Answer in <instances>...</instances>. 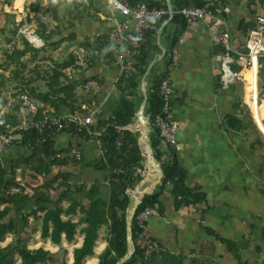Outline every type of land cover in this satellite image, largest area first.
<instances>
[{"label":"crops","instance_id":"obj_1","mask_svg":"<svg viewBox=\"0 0 264 264\" xmlns=\"http://www.w3.org/2000/svg\"><path fill=\"white\" fill-rule=\"evenodd\" d=\"M164 2L168 13L167 0ZM172 2L170 0L173 10ZM218 7L229 10L222 12L217 8L223 21L218 30L228 31L232 48L230 54L235 57L236 51L244 50L247 31L254 25L255 16H264V0H222ZM171 18L168 14L157 34L145 32L141 43L149 58L147 85L149 78L156 75L165 74L169 77L174 90L172 111L178 121L173 150L178 165L185 173V186L193 191L204 192L205 201L176 207L170 186L166 185L159 196V212L147 219L144 234L174 253L208 259L215 264H238L225 244L217 239L216 235H219L242 245L243 261L264 264V61L257 72L258 110L255 121L249 102L253 85L252 71L235 65L234 69L240 72V78L224 88L220 81L222 47L215 42L217 32L210 30V20L206 18L183 25L171 23ZM124 20L125 17L109 7L105 0H0V32L24 24L35 32L43 31L44 37L47 34L55 35L57 38L49 41L62 39L59 44L69 43L67 54L72 52L76 60L83 49L80 47L81 41L87 39L92 42L97 34L106 36L114 33ZM131 27L132 21H129L123 36L129 34ZM70 34H73L74 39L65 40ZM122 48L124 44L110 43L107 50L115 57ZM106 53L103 51L101 57ZM173 55L176 59L169 67ZM85 66L77 63L65 70L81 72L80 79L88 80L82 88L91 89L93 96L86 105H98V116L107 118L117 102L114 83L120 75L119 68L108 58L94 66ZM0 110L4 111L1 105ZM62 112L70 113L67 110ZM229 116L237 119L234 125L238 128L229 126ZM89 130V133L82 131L77 136L68 131L55 136V151L63 150L75 142L82 161L53 165L49 175H37V180H32L35 183L32 184L33 188L25 185L32 179V171L25 162L31 150L21 145L20 137L16 143L0 152V162L9 171L11 165L19 161L15 181L25 185L28 194H32L35 189L40 190L43 182L63 172L68 173L67 182L72 185L71 190L73 185L84 184L88 188L92 183H98L99 196L107 198L105 172L92 164L101 155L102 131L98 130L96 122ZM162 155L166 157V154ZM59 181L40 190L48 197L44 203L47 208L58 206L56 200L62 190L58 186ZM68 205L69 201L59 204L63 209ZM36 206L35 202L28 201L11 207L5 220H19L22 213L28 214ZM79 206L73 213H63L61 218L76 222L82 216ZM42 215V211H37L27 216L24 228L28 238L27 248L48 251L53 255V261L47 264H57L55 257L65 250V262L72 264V250L82 244V224L76 228L70 243L62 235L61 243L56 245L40 235ZM106 237L107 230L102 226L93 247V255L85 257L82 264H97V256L107 244ZM12 238L13 235L7 233L0 239V247L9 244ZM255 244L259 250H255ZM14 264H19V259Z\"/></svg>","mask_w":264,"mask_h":264},{"label":"trees","instance_id":"obj_2","mask_svg":"<svg viewBox=\"0 0 264 264\" xmlns=\"http://www.w3.org/2000/svg\"><path fill=\"white\" fill-rule=\"evenodd\" d=\"M131 5L138 2H144L150 7H162L166 9L164 0L162 2L156 0H126ZM206 4V0H173V15L171 23L183 24L184 18L176 11L182 7L194 6L201 7ZM217 10L218 5H215ZM168 18L166 12L163 17L156 22V29L151 31L157 34L161 23ZM13 34L16 33V27L12 29ZM45 46L56 47L62 39L57 41H49L50 35L44 36V32H40ZM74 39L73 34H70L67 39ZM49 41V42H48ZM11 41L8 40V43ZM48 42V43H47ZM174 43V41H173ZM21 47L10 46L2 50V60H0V93L5 87L6 82H14V88L22 89L40 104L38 116L41 113L62 114V111L73 112L80 109L77 106L76 88L88 81L87 79H69L66 78L63 71L70 67L76 66V58L72 52L68 53V59L55 65L48 71L40 73L37 69H32V75L25 77L23 71L29 72L22 58L27 53H32L33 57L38 49L33 48L29 42L22 37ZM110 43L104 35L99 36L90 42L84 39L80 43L83 49H95L96 54L90 56L85 61L86 66L96 65L98 62H103L107 58L113 62V55L108 51ZM44 46V47H45ZM103 51L107 53L101 57ZM148 56L143 47H140L139 54L134 59V72L131 75L120 73L114 83V90L117 94V102L111 110L107 118L98 116L96 127L102 131L100 136L101 155L96 160L93 166L105 172V181L108 185V196L103 198L99 196V184L92 183L88 188L84 185L68 184V173L58 172L50 181L43 182L41 189H46L53 182L60 179L58 186L62 190L56 200L58 206L54 208L45 207L44 203L48 201L46 193L40 190H34L32 194H28L27 188H33L31 183L19 185L15 181V170L18 168L19 161L11 165L9 171L0 162V239L7 233L13 235L12 241L5 247H0V264H14L19 258V264H47L53 261V255L42 248L29 249L27 248V234L24 230L28 214H35L37 211H42L40 235L42 238H48L52 244L59 245L61 236L70 243L74 239L76 228L82 224L80 232L83 234V240L80 247L72 250V264H82L87 256L93 255V247L98 238L99 229L104 226L107 230L106 246L104 250L97 256V264H116L129 252L126 239V224L125 212L129 204V196L126 193L128 189H134L142 179V175L137 172V169L143 170V158L137 144L138 132H131L128 129H123L127 124H131L135 120V113L142 101V96L139 90L140 79L146 71L148 65ZM9 75H5L4 71L8 70ZM165 74H159L149 78L147 85V100L144 109V115L149 123L150 146L153 151V156L160 163V168L163 173L161 182L156 186L150 195H146L131 220V238L134 244L133 253L122 264H215L210 260H202L196 256H187L182 253H174L160 244L157 240L145 237L143 230L138 227L136 215L147 206L158 204L159 212V196L166 185L170 186L171 195L174 197L176 207L180 205L197 204L205 201V194L201 191H193L185 186V173L178 165L175 152L169 149V153L163 158L160 151V139L156 129L153 127L154 118L161 113V99L158 95V84ZM42 80L46 87L45 91L40 90L36 86H30L33 82ZM4 99L0 97V105ZM90 103V101H89ZM16 106L8 111L3 117L10 123H15L17 120ZM237 119L229 116L227 122L230 127L238 128L234 125ZM62 131H68L71 135L76 134L75 126L67 124L62 130L56 131L54 128H45L42 132L31 130L25 132L20 137V143L31 150V155L27 163L32 171V178L37 180V175L45 177L51 172L53 165L69 164V160L51 161L48 158L49 154L55 152L53 142L55 136ZM82 132V131H81ZM81 132H77L80 135ZM83 133L87 134L86 130ZM17 142V141H16ZM15 142V143H16ZM14 144V143H13ZM44 155V157L42 156ZM69 161V162H68ZM72 163H81L79 160H71ZM24 162V161H23ZM71 163V164H72ZM145 168V161H144ZM13 188H16L14 190ZM33 201L37 206L30 210V213H22L19 220H5L11 207H17L25 202ZM62 201H69L66 209L59 206ZM83 202H85L83 204ZM80 205V206H79ZM10 206V207H9ZM76 206H79L82 216L73 222L70 219H62L63 213H73ZM263 235V231H262ZM264 236V235H263ZM217 239L225 244L227 251L233 255V258L238 264H248L242 260L241 250L242 245L237 242L224 239L216 235ZM155 242L156 248H149L148 243ZM255 250H259V246L255 244ZM62 264H66L64 261Z\"/></svg>","mask_w":264,"mask_h":264},{"label":"built area","instance_id":"obj_3","mask_svg":"<svg viewBox=\"0 0 264 264\" xmlns=\"http://www.w3.org/2000/svg\"><path fill=\"white\" fill-rule=\"evenodd\" d=\"M222 0H206V4L201 7L187 6L182 7L176 12L180 14L186 23H193L197 20H210V30L216 31L215 42L222 47L220 55V81L221 85L226 88L240 78V72L234 69L235 65L247 67L252 71V89L249 93V102L251 112L256 121L258 90L256 86L257 72L264 61V16L256 15L254 25L247 31L244 50L236 51L235 57L231 56L232 48L229 43V33L226 29L218 30L223 23L219 17L215 5ZM105 2L114 11H117L125 17V20L120 24V28L114 33H108L105 37L109 43L114 45L124 44V48L116 52L113 58V63L118 66L120 73L131 75L134 72V59L139 54L141 43L145 32L156 29V22L159 21L167 12L162 7H150L144 2H138L131 5L126 0H105ZM222 12H229L226 7L219 8ZM129 21H132V27L129 34L123 36V30L128 27ZM23 31H26L27 41L33 48H41L44 43L41 38L34 33L28 26L22 25ZM29 36L34 37V40L29 39ZM101 36L97 34L96 37ZM96 54L95 49H81L77 56V62L80 65L85 64V61L90 56ZM176 57H171L173 65ZM170 69V68H169ZM158 95L161 99V113L153 120V127L156 129L160 139V151L164 154L169 153V149H173L175 143V135L178 127V121L175 119L172 111V99L174 90L170 83L169 77L165 75L160 79L158 84ZM4 101L0 110V152L7 146L12 145L17 141V138L25 132L35 130L42 132L45 128H54L56 131L62 130L67 124L75 126L76 134L86 130L90 132V127L95 124L100 113V108L96 104L82 105L79 110H75L68 114H51L41 113L38 116L40 104L36 102L25 90L7 87L5 91ZM13 106H16L17 120L15 123H10L4 119V115L10 111ZM147 119V118H146ZM257 123V122H256ZM44 157V155H42ZM81 152L75 142H71L68 147L63 150L55 151L48 155L51 161L63 160H79ZM164 157V156H163ZM43 176V175H42ZM158 214V204L145 207L136 215L138 227L145 231V222L147 219ZM145 235V234H144ZM145 237H148L145 235ZM148 247L156 248L155 242H149Z\"/></svg>","mask_w":264,"mask_h":264},{"label":"rangeland","instance_id":"obj_4","mask_svg":"<svg viewBox=\"0 0 264 264\" xmlns=\"http://www.w3.org/2000/svg\"><path fill=\"white\" fill-rule=\"evenodd\" d=\"M13 28H9L7 31L0 32V60H2V50L4 48H7L9 51L11 50L10 46H16V47H21V38L24 37L26 39V31H23L24 28L22 25L16 26V33L13 34L12 32ZM31 29V28H30ZM32 30V29H31ZM34 33L38 36H41L40 32H35ZM31 40H34V37L29 36ZM57 38L55 35H50L49 39L53 40ZM8 40L11 42L8 43ZM56 41V40H54ZM30 44V43H29ZM69 43L67 42H61L58 44L56 47H51V46H43L41 48H35L38 49V52L35 53V56L33 57L32 53H27L22 60L25 62L27 69L29 72L23 71V75L25 77H28L32 75L31 71L32 69H37L40 73L43 71H48L50 70L55 63L62 62L64 60L68 59V54H67V46ZM31 45V44H30ZM32 46V45H31ZM11 68H8V70L4 71L5 75H9V71ZM64 75L66 78H72V79H80L81 77V72L75 70V69H69L63 71ZM84 84V83H83ZM79 85V87L76 88V94H77V106L81 104H87L88 101H90L93 96H92V90L91 89H85L82 88V85ZM15 83L14 82H6L5 83V88L7 87H14ZM30 86H36L40 90L45 91L46 87L44 85V82L42 80H37L33 82ZM4 89H2V92L0 93V97H4ZM3 93V94H2ZM37 102V101H36ZM91 102V101H90ZM89 103V102H88ZM138 132V131H136ZM157 163L160 166V163L157 161ZM137 172H139L142 177L147 173V169L144 168V161H143V170L137 169ZM33 178L30 180L29 183L35 184L34 181L32 182ZM147 186L146 183L140 186L139 189H143ZM136 187V186H135ZM133 189H128L129 193H131ZM15 259H19L17 256H15ZM57 264H62V262H65L66 256H65V250L59 254V256L55 257ZM66 263V262H65Z\"/></svg>","mask_w":264,"mask_h":264},{"label":"water","instance_id":"obj_5","mask_svg":"<svg viewBox=\"0 0 264 264\" xmlns=\"http://www.w3.org/2000/svg\"><path fill=\"white\" fill-rule=\"evenodd\" d=\"M167 6H168V14L170 17H172L173 10L170 5V0H167ZM148 69L149 67L146 69V71L144 72L143 76L140 79L139 90L142 96V101L138 107V110L135 113V120L133 123L127 124L126 126H124L123 129H128L131 132H136L132 130L131 127L132 125L138 126L139 136L137 138V144L140 150V154L143 158V161H145L146 155H148L151 158L152 162L157 164L158 175L155 176L154 179L151 181H149L147 177H144V176L142 177V179L139 181L136 187L132 190L135 194V197H136L135 199L132 198L129 191H126L129 196V204L125 212V224H126V230H127L126 239H127V245L129 247V252L127 253V255L121 258L116 264H122L133 253L134 244L131 238V228H130L131 220L135 214L136 209L138 208V206L140 205L144 197L146 195H150L154 191V189L161 182V179L163 177L162 170L153 156V151L150 146L149 123L144 115V109H145L146 100H147ZM144 149H146V151H144ZM144 183H146L147 186L139 192L140 186L143 185Z\"/></svg>","mask_w":264,"mask_h":264},{"label":"bare ground","instance_id":"obj_6","mask_svg":"<svg viewBox=\"0 0 264 264\" xmlns=\"http://www.w3.org/2000/svg\"><path fill=\"white\" fill-rule=\"evenodd\" d=\"M131 128L134 131L138 130V126L137 125L136 126L132 125ZM144 151H146V149H144ZM145 168L147 169V173L145 175H143V176L147 177V179L149 181L153 180L154 177L158 175V166H157V164L152 162L151 158L148 155H146V158H145ZM141 190L142 189H139V192ZM130 194H131L132 198H134V199L136 198L133 191H131Z\"/></svg>","mask_w":264,"mask_h":264}]
</instances>
